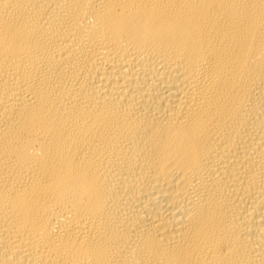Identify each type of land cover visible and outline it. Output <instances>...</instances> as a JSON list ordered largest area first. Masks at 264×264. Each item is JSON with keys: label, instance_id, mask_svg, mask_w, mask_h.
Masks as SVG:
<instances>
[{"label": "bare ground", "instance_id": "1", "mask_svg": "<svg viewBox=\"0 0 264 264\" xmlns=\"http://www.w3.org/2000/svg\"><path fill=\"white\" fill-rule=\"evenodd\" d=\"M0 264H264V0H0Z\"/></svg>", "mask_w": 264, "mask_h": 264}]
</instances>
